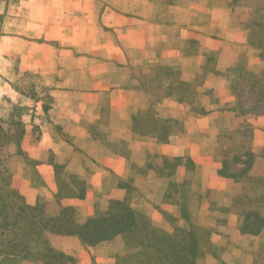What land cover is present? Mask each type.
<instances>
[{
  "label": "crops",
  "instance_id": "0c3cea01",
  "mask_svg": "<svg viewBox=\"0 0 264 264\" xmlns=\"http://www.w3.org/2000/svg\"><path fill=\"white\" fill-rule=\"evenodd\" d=\"M252 1L257 0H111L100 11L96 0L84 10L81 0H73V8L58 4L45 24L48 29L42 30L45 42L32 44L37 64L29 67L52 82L51 104L25 97V150L32 164H16L12 188L30 205L48 203L53 216L62 207L73 208L80 224L108 210L112 201L128 200L159 223L167 215L184 226L180 206L167 195L171 184L182 185L197 172L200 191L215 194L203 201L200 213L201 224L213 230L215 253L205 264H253L264 236L241 232V217L229 211L231 195L240 185L219 174L222 163L214 155L223 131L250 123L256 156L251 175L264 174V115L241 116L233 87L240 84L243 68L249 77L264 78V56L249 43ZM67 16L74 18L70 25L65 24ZM83 17L90 19L84 25ZM158 67L178 68L183 81L198 83L205 109L197 113L188 103L162 100L156 108L160 115L183 121V130L168 143L132 131V117L149 109L141 99L142 80L155 77ZM165 103H173L179 113L162 114ZM35 131L41 155L34 154ZM120 141L128 144L127 156L110 147ZM179 158L183 162L172 173L159 171L167 160ZM188 160L195 171L188 168ZM57 168L63 177L84 183L83 198L57 202ZM134 191H139L136 199ZM224 209L228 212L221 216ZM48 240L76 264H92V258L113 264L110 256L122 245L120 237L94 247L76 236L49 235Z\"/></svg>",
  "mask_w": 264,
  "mask_h": 264
},
{
  "label": "trees",
  "instance_id": "16d2710c",
  "mask_svg": "<svg viewBox=\"0 0 264 264\" xmlns=\"http://www.w3.org/2000/svg\"><path fill=\"white\" fill-rule=\"evenodd\" d=\"M250 4L255 10L256 20L250 26L249 43L264 56V0L252 1ZM142 84L157 87L159 94L147 111L132 117V131L135 135L168 143L183 130L182 120L161 116L157 111L156 106L164 99L185 102L193 105L194 112H205L200 105L198 83L183 81L178 68L158 67L155 77L142 80ZM242 114L260 116L262 113L253 111ZM245 137L241 130L236 133H221L214 155L222 163L219 174L243 185L229 211L236 212L241 217L243 234L258 236L264 232V175H250L256 156L252 151L251 139ZM222 140H228V143L221 149L219 143ZM110 145L120 155L129 154L128 144L123 141ZM17 147L20 153V145L17 144ZM182 162L180 158L167 160L159 171L172 173ZM187 166L195 171L190 160L187 161ZM152 167L149 164L150 170H155ZM189 184L190 179L182 185L173 183L170 186L175 192L168 193L167 199L180 206L181 218L186 221L187 226L177 227L173 233H168L154 226L128 200L112 201L108 210L98 211L84 224L71 218V214L76 215L71 207L63 208L59 215H50L44 204H28L25 197L11 187L0 171V264H24L27 261L34 264L73 263L71 256L49 245L48 234L76 236L88 247L122 237L126 252L118 258L117 264H197L198 259L203 256L204 246L211 245L210 236L213 231L194 223L192 207L200 208L208 194L193 188L187 190ZM121 186L129 188L126 184L121 183ZM57 187L55 198L58 202L73 197L83 198L86 192L83 182L66 180L58 168ZM223 211L228 212V209ZM38 243L41 246L34 250L33 246ZM263 253L264 244L255 259L257 264H264Z\"/></svg>",
  "mask_w": 264,
  "mask_h": 264
},
{
  "label": "rangeland",
  "instance_id": "374dc122",
  "mask_svg": "<svg viewBox=\"0 0 264 264\" xmlns=\"http://www.w3.org/2000/svg\"><path fill=\"white\" fill-rule=\"evenodd\" d=\"M110 1L111 0H96L97 11L104 9L107 5H109ZM81 2L83 10L89 8V6L92 5L91 0H81ZM61 3L63 8H73V0H65L64 4L61 0H0V171L2 172V176L11 184V187L15 169L17 168L15 167L16 164L21 163L27 166L32 164V159L27 156L28 152H26L25 150V148L27 147V141L25 140L26 125L24 121L26 120L25 115L27 114V106L25 105L27 104V100L25 99V97L33 98L35 100L43 99L48 104V106L51 104V100L48 96V90L51 89L52 82L43 81L41 78L40 70L38 71V73H36V69H29L30 66H35L36 68L35 64H37L36 60H32V44L35 43L40 45L41 43L45 42V34L42 33V30L44 27L46 28V30L48 29L46 27L47 22H49V20L51 19L50 17H53L55 15V13H51V10L57 9L58 4ZM250 7L251 9H253L254 17L253 22L250 24L251 26L256 20V13L254 8L252 6ZM81 19L83 25L90 20L89 18L85 17ZM65 20V24L70 25L73 23L74 18L73 16H67L65 17ZM35 54L37 53L35 52ZM243 72L244 68L242 72L239 71L240 84L233 85L234 89L238 92L237 110L238 112L242 113H251L254 111L262 113L261 115H264V78L262 76L251 73L249 77L246 75L247 73ZM146 79L151 78H144V80ZM141 92H143L141 99L143 102H145L144 105L147 108L150 107L152 101H156L159 94V90L157 89V87H150L149 85H142ZM174 106L175 105L173 103L163 104L160 109L161 113L168 116L172 114L176 115L177 113H179V110ZM242 113H240L241 116H245ZM238 130H241V132H243V135L246 136L245 138H250L253 145V141L255 138V129H253V126L250 123H241L235 130L223 131L222 133H236V131ZM37 134L38 132L35 131L32 137L33 143H35L34 154L41 155L39 143H36ZM226 141L228 140H222L219 143L221 149L225 145H227L228 142ZM17 144L20 145V153ZM47 154L49 153H46V155ZM150 160H152L153 164L158 163V159L156 157L150 156ZM64 178L68 181L75 182L74 179H68L66 177ZM199 180V174L195 172V174L190 179V184L189 186H187V190H190L191 188L200 190ZM239 185V189L236 190V192L234 191L231 195L230 205L232 204L234 198L238 194H240L243 189V185ZM174 192L175 190L170 188L169 194H172ZM131 193L132 197H135V199L138 198L139 191H134ZM207 194L208 195L205 196L203 201L207 199H213L215 197V194L211 191H209ZM41 204L45 205L47 212L51 210L49 209L50 206L48 203ZM194 204L197 206L196 202H194ZM63 208L65 207H62L61 211L63 210ZM201 209L202 206L198 209L192 207L191 211L194 217V223L206 227L202 225L200 221ZM61 211L59 212V214L61 213ZM141 213L146 216L154 226L168 233H173L175 231V228L177 227L184 228L187 226L185 220L184 221L186 224L184 226H180L177 220L165 215V218L163 216L162 222L159 223L151 219V217L149 218V216H147L145 213ZM220 215H224L223 210L220 211ZM73 217L77 220V213L76 215L71 214V218ZM262 234L264 236V232L260 235ZM49 235L55 234H48L47 238ZM212 235L213 233L210 236V242ZM120 238L122 242L120 249L117 252L112 253V256H110L114 259L113 264H117L118 258L126 252L124 239L122 237ZM263 244L264 242L260 243L259 249L253 258V264H257L255 259L260 252L261 245ZM49 245L51 246L50 242ZM40 246V243H38L33 246V249L36 250ZM116 247L119 246L116 245ZM212 253H215L212 245H205L203 248V256L198 259L197 264H205V260ZM71 258H73L74 261L70 264H76L77 260L72 256ZM91 261L92 264H98L94 258H92ZM24 264H34V262L27 261ZM219 264L226 263L220 260Z\"/></svg>",
  "mask_w": 264,
  "mask_h": 264
}]
</instances>
